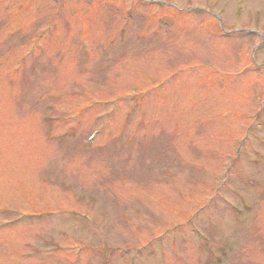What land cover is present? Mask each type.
Listing matches in <instances>:
<instances>
[{
	"label": "rangeland",
	"instance_id": "374dc122",
	"mask_svg": "<svg viewBox=\"0 0 264 264\" xmlns=\"http://www.w3.org/2000/svg\"><path fill=\"white\" fill-rule=\"evenodd\" d=\"M159 1L0 0V264H69L51 251L77 242L106 252L58 212L71 192L106 197L109 264H126L122 246L138 264H209L228 246L224 264H264V0ZM227 170L235 208L206 207ZM198 207L199 239L183 223L144 245Z\"/></svg>",
	"mask_w": 264,
	"mask_h": 264
}]
</instances>
